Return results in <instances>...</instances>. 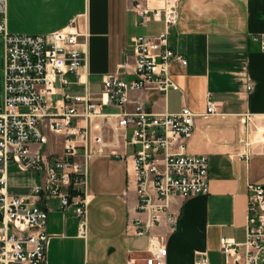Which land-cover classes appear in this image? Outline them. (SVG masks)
Masks as SVG:
<instances>
[{
  "label": "built area",
  "instance_id": "1",
  "mask_svg": "<svg viewBox=\"0 0 264 264\" xmlns=\"http://www.w3.org/2000/svg\"><path fill=\"white\" fill-rule=\"evenodd\" d=\"M179 2L132 1L139 23L159 20L163 28L130 37L123 49L126 58L115 71L102 74L101 100L94 102L85 66L87 12L73 14L66 25L46 33H13L7 30L6 0H0V264H47L51 233L47 212L37 202L46 195L57 197L62 211L71 207L78 234L86 235L88 161L95 154L125 160L135 187L138 215L128 226L136 235H147L148 243L140 254L129 252L126 264H167L164 236L154 229L162 223L175 227L172 197L208 192V157L187 150L197 114L189 106L156 112L134 93L157 90L165 95L178 88L171 65H186L187 59L169 45L168 34L178 20ZM73 84L82 85V91L71 92ZM252 86L250 82L247 88ZM102 104L119 109L105 111ZM215 112L207 91L202 115ZM48 132L62 136L60 152L44 148ZM9 162L21 171L41 172L29 193L8 192ZM219 241L226 264H264V185L247 186L245 239L221 236ZM193 264H208V258L201 256Z\"/></svg>",
  "mask_w": 264,
  "mask_h": 264
},
{
  "label": "crops",
  "instance_id": "2",
  "mask_svg": "<svg viewBox=\"0 0 264 264\" xmlns=\"http://www.w3.org/2000/svg\"><path fill=\"white\" fill-rule=\"evenodd\" d=\"M133 0H6L7 30L46 33L66 25L76 13L87 12L89 31L86 69L90 99L100 102L102 74L115 71L126 56L132 35L156 34L163 22H138ZM264 0H180L179 17L170 27L168 43L187 59L174 62L171 74L178 88L134 93L156 112L189 106L196 114L187 150L208 157V192L170 201L177 221L154 229L164 236L167 264H193L201 256L208 264H226L220 237L245 239L247 186L264 185ZM131 55V54H130ZM130 59V58H129ZM132 60V59H130ZM3 73V72H2ZM132 77L131 74H125ZM73 78V75H69ZM252 82V88L247 85ZM71 92H81L73 84ZM216 112L203 116L206 92ZM115 105L102 104V108ZM44 148L58 153L62 136L48 132ZM7 189L27 194L41 172L21 171L8 163ZM86 235L78 234V218L70 207L62 211L57 197L37 202L47 212V264H126L128 253L140 254L147 235H136L128 222L135 210V187L123 159L95 154L88 161Z\"/></svg>",
  "mask_w": 264,
  "mask_h": 264
},
{
  "label": "rangeland",
  "instance_id": "3",
  "mask_svg": "<svg viewBox=\"0 0 264 264\" xmlns=\"http://www.w3.org/2000/svg\"><path fill=\"white\" fill-rule=\"evenodd\" d=\"M2 53H3V40L2 35L0 34V102L2 97ZM112 108L110 106H105L103 110L108 111Z\"/></svg>",
  "mask_w": 264,
  "mask_h": 264
}]
</instances>
